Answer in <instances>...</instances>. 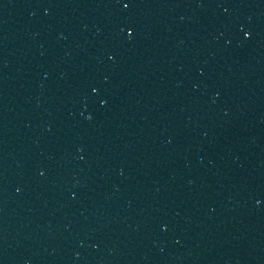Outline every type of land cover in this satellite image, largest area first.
Instances as JSON below:
<instances>
[{"label": "water", "instance_id": "obj_1", "mask_svg": "<svg viewBox=\"0 0 264 264\" xmlns=\"http://www.w3.org/2000/svg\"><path fill=\"white\" fill-rule=\"evenodd\" d=\"M0 264H14L0 224Z\"/></svg>", "mask_w": 264, "mask_h": 264}]
</instances>
